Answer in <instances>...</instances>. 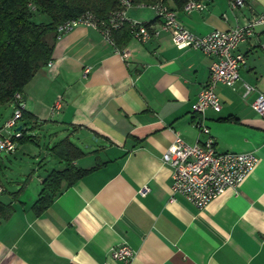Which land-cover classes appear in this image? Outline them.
I'll return each instance as SVG.
<instances>
[{"label":"crops","instance_id":"0c3cea01","mask_svg":"<svg viewBox=\"0 0 264 264\" xmlns=\"http://www.w3.org/2000/svg\"><path fill=\"white\" fill-rule=\"evenodd\" d=\"M190 1L204 9L174 10L170 1L168 7L197 35L234 29L264 12V0H245L234 10L228 0ZM141 7L145 11L124 12L127 21L155 20L153 7ZM158 26L147 42L129 41L123 49L127 59L92 26H78L57 40L52 66L40 70L22 95L26 113L36 119L28 131L60 134L44 150L35 131L29 135L33 140L16 147L18 152L37 144L41 150L33 157L45 161L39 167L47 166L26 189L29 200H15V191L4 200L13 202L15 211L0 221V264H103L111 248L124 243L134 258L112 264H264V120L252 108L257 94L264 96V29L258 27L238 45L246 59L241 80L232 88L216 86L221 110H208L203 119L217 152L251 153L257 163L236 189L228 188L200 210L182 196L169 200L172 169L161 157L175 133L191 145L206 141L191 106L208 82L212 59L177 49ZM242 81L256 92L244 96ZM6 107L5 121L14 113V105ZM64 134L90 150L84 157L88 166L81 167L82 158L77 167H102L64 189L37 215L32 205L43 178L65 166L49 150Z\"/></svg>","mask_w":264,"mask_h":264},{"label":"built area","instance_id":"2783aa9c","mask_svg":"<svg viewBox=\"0 0 264 264\" xmlns=\"http://www.w3.org/2000/svg\"><path fill=\"white\" fill-rule=\"evenodd\" d=\"M228 1L232 10L241 8L245 4V0ZM120 2L125 10L130 7L126 0H120ZM184 8L186 10L204 9L201 3L195 1L188 2ZM153 9L159 17L158 28L170 33L172 42L177 49L191 48L212 59L208 82L200 90L196 102L191 106L192 113L196 114L199 120L195 123V126L200 133L207 136L206 141L191 145L185 143L179 134L175 133L172 144L161 157L162 163L169 165L172 169L169 200L175 202L177 196H182L193 207L202 210L209 201L215 199L223 191L228 188L236 189L257 163V158L251 153L217 152L203 119L206 111L212 110L218 113L221 110L220 100L215 92L216 86L221 85L232 88L237 81L241 80L239 71L246 59L241 53L237 52L238 45L255 36L258 27L264 29V12L252 16L247 23L242 26H235L234 29L231 28L221 32L214 30L208 35H197L181 26L180 22H177L173 11L167 10L161 5H157ZM125 10L114 14V17L110 20L113 27L120 26V21L125 18ZM82 25L98 29L93 16L87 13L60 26L58 32L60 36H63V34ZM157 31L154 26L150 27V30L139 26L133 35V39L143 44L155 37ZM102 34L113 44L105 32ZM116 51L124 59L129 57L125 50ZM51 66L52 62L48 64V67ZM89 71V68L86 69L85 74L87 75ZM242 86L244 96L256 92L254 85L242 81ZM59 107L60 105L57 104L55 109H59ZM13 108V115L5 121V125L0 131L1 154L3 152L15 153L19 140L23 136L21 131H17L19 122L23 121L24 111H26V103L22 93L15 94ZM252 108L264 120V96L261 93H258L256 99L252 102ZM15 128L16 132L12 134L10 131ZM111 249L109 259L103 264H112V261L129 262L135 256V251L127 243Z\"/></svg>","mask_w":264,"mask_h":264},{"label":"trees","instance_id":"16d2710c","mask_svg":"<svg viewBox=\"0 0 264 264\" xmlns=\"http://www.w3.org/2000/svg\"><path fill=\"white\" fill-rule=\"evenodd\" d=\"M130 6L157 5L168 7L170 1L174 10H182L188 0H126ZM125 9L120 0H0V108L12 104L16 93H22L36 74L53 61L55 45L60 37V26L76 20L84 14L93 16L98 29L111 39L116 50H123L133 39L139 26L150 30L159 22V17L149 22L132 23L123 18L120 26L113 27L110 20L117 12ZM157 15V14H156ZM47 17L48 21H44ZM36 120L24 111L23 134L19 142H28L27 126ZM50 154L65 164L63 168L49 172L42 181V187L32 205L33 212L41 215L67 187L82 177L99 170L102 164L89 169H80L75 162L86 156L85 151L68 138L49 149ZM3 157L0 153V167ZM17 200L19 191L13 193ZM15 211L13 202L0 199V221L9 218Z\"/></svg>","mask_w":264,"mask_h":264},{"label":"rangeland","instance_id":"374dc122","mask_svg":"<svg viewBox=\"0 0 264 264\" xmlns=\"http://www.w3.org/2000/svg\"><path fill=\"white\" fill-rule=\"evenodd\" d=\"M128 10H132V11L133 10L135 11L144 10L145 11L144 7H139V6H134V7L130 6L125 11L128 12ZM42 19H44V21H48L47 17H43ZM5 107L0 108V127L3 125V121L6 120V118L9 116V113H10L9 107H6V108ZM24 124H25L24 121L19 122V127ZM29 127H31V124L29 125ZM32 131H35V130L30 128V130L28 131V135H31L30 133ZM5 132L7 133V131ZM10 132L14 134L16 132V128L14 130H11ZM56 133L60 134V131L52 132L49 130H41L35 133V135L38 136V142L40 143L42 150H44L45 146L47 144H50L51 141L56 137ZM66 136L67 135L64 134L61 137H59L60 139H57V140H63ZM70 140L74 142L75 144H77L79 147H81L84 151L86 152L90 151L87 147L85 146L83 147L79 145V140L77 137L76 138L71 137ZM39 149L40 148L37 146V144L36 145L28 144V145H24V147L18 152H15V153L3 152L1 154V156L4 159L3 160L4 163L0 167V187L6 189L4 193L0 192V199H2V201L10 199L12 197L10 193L13 191L17 192V190L19 191L18 197H20V199L22 200L30 199L31 194L28 193L26 189L30 190V187H32L33 185L37 183L36 177H38V175L45 174L44 172L47 166V165H43L42 168L39 167L40 162H43L44 164L45 161L41 160L40 158L37 159L36 157H33L34 154L39 153ZM87 160L88 158H84L81 161V167L88 166ZM51 168L55 169L58 167L51 165ZM17 181H20V183H17Z\"/></svg>","mask_w":264,"mask_h":264},{"label":"water","instance_id":"95a60500","mask_svg":"<svg viewBox=\"0 0 264 264\" xmlns=\"http://www.w3.org/2000/svg\"><path fill=\"white\" fill-rule=\"evenodd\" d=\"M21 129H22V127H19V128L17 129V131H21Z\"/></svg>","mask_w":264,"mask_h":264}]
</instances>
